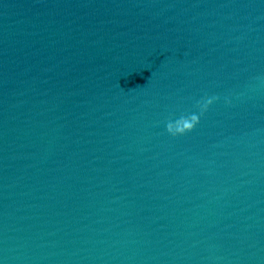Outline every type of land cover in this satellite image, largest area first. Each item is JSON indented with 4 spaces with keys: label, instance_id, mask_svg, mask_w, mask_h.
<instances>
[{
    "label": "water",
    "instance_id": "1",
    "mask_svg": "<svg viewBox=\"0 0 264 264\" xmlns=\"http://www.w3.org/2000/svg\"><path fill=\"white\" fill-rule=\"evenodd\" d=\"M0 264H264V0H0Z\"/></svg>",
    "mask_w": 264,
    "mask_h": 264
},
{
    "label": "clouds",
    "instance_id": "2",
    "mask_svg": "<svg viewBox=\"0 0 264 264\" xmlns=\"http://www.w3.org/2000/svg\"><path fill=\"white\" fill-rule=\"evenodd\" d=\"M212 102V99L207 100L202 109L206 108L208 104ZM199 122V116L197 114H189L187 116H181L175 121H170L166 124V130L171 135H182L185 132L191 131L194 126Z\"/></svg>",
    "mask_w": 264,
    "mask_h": 264
}]
</instances>
